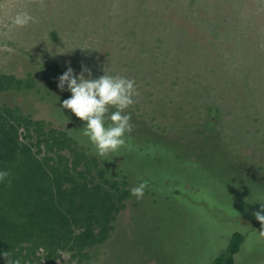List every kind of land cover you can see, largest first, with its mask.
<instances>
[{
    "label": "rangeland",
    "instance_id": "1",
    "mask_svg": "<svg viewBox=\"0 0 264 264\" xmlns=\"http://www.w3.org/2000/svg\"><path fill=\"white\" fill-rule=\"evenodd\" d=\"M20 11L37 22L12 27ZM69 66L135 80L132 129L109 157L147 185L85 264H210L234 232V264H264V0H0V77L21 82L0 106L95 148L57 108Z\"/></svg>",
    "mask_w": 264,
    "mask_h": 264
},
{
    "label": "trees",
    "instance_id": "2",
    "mask_svg": "<svg viewBox=\"0 0 264 264\" xmlns=\"http://www.w3.org/2000/svg\"><path fill=\"white\" fill-rule=\"evenodd\" d=\"M19 85L13 76L0 77V93ZM95 151L64 129L0 106V169L10 173L0 182V253L21 264H55L63 255L76 264L95 258L134 183L123 160L116 164ZM244 240L232 233L210 264H234Z\"/></svg>",
    "mask_w": 264,
    "mask_h": 264
},
{
    "label": "clouds",
    "instance_id": "3",
    "mask_svg": "<svg viewBox=\"0 0 264 264\" xmlns=\"http://www.w3.org/2000/svg\"><path fill=\"white\" fill-rule=\"evenodd\" d=\"M36 22V17L20 11L13 17L11 26L23 28ZM57 80V88L70 93L69 98L62 100L57 108L61 113L62 109L70 110L84 122L82 134L95 147V154L106 158L118 152L126 143V133L132 129L131 114L127 110L139 95L135 80L106 73L93 78L91 70L86 66H82L79 74H74L73 68L69 66ZM9 175L7 169H0V182H4ZM146 186L145 182H141L130 189V194L141 199ZM254 217L264 228V203L260 204V210L254 213ZM0 256L4 264H21L19 258H11L7 251L0 253Z\"/></svg>",
    "mask_w": 264,
    "mask_h": 264
}]
</instances>
